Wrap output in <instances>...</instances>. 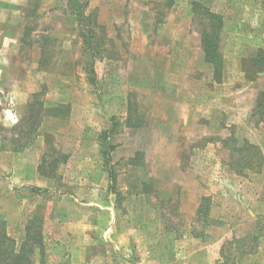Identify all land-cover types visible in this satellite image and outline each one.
Masks as SVG:
<instances>
[{"label": "rangeland", "instance_id": "1", "mask_svg": "<svg viewBox=\"0 0 264 264\" xmlns=\"http://www.w3.org/2000/svg\"><path fill=\"white\" fill-rule=\"evenodd\" d=\"M79 1L94 61L69 0H0L7 235L36 218L43 264H264V0Z\"/></svg>", "mask_w": 264, "mask_h": 264}, {"label": "trees", "instance_id": "2", "mask_svg": "<svg viewBox=\"0 0 264 264\" xmlns=\"http://www.w3.org/2000/svg\"><path fill=\"white\" fill-rule=\"evenodd\" d=\"M85 6L86 4L79 0H69L70 14L76 18L77 25L82 28L83 39L87 44L91 60L94 61V58H100L96 52V49L100 48V46L97 45L93 29L89 24L90 16L84 13ZM194 11H202L203 16L206 19H204V21L208 23V25H206L203 23V19H201L200 24L202 28L200 43L203 50L204 60L206 63L212 64L216 74H219L220 64L218 62L216 50L218 32L220 29V18L219 16L209 12L201 3L198 2L193 3V12ZM262 97H264V93L261 94V98L257 99V105H259V108L264 109V105L261 104L263 103ZM34 124V122H30L26 132L20 131L17 139H11L9 143L13 146V150L18 151L25 147L22 143L23 140H27L26 142L31 140L30 138L34 132ZM202 200L205 201L204 199ZM36 220L37 219L35 218L33 222H30L29 225L25 227L24 236L19 245L16 244L14 239L7 235L4 223L0 221V264H43L42 258L44 254V244L41 229L38 227H32V225H34V221ZM35 254H38L40 257L38 263L31 259V257Z\"/></svg>", "mask_w": 264, "mask_h": 264}]
</instances>
